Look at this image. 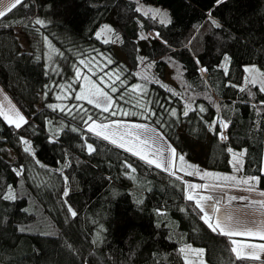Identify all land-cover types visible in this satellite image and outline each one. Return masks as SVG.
<instances>
[{"label":"trees","instance_id":"obj_1","mask_svg":"<svg viewBox=\"0 0 264 264\" xmlns=\"http://www.w3.org/2000/svg\"><path fill=\"white\" fill-rule=\"evenodd\" d=\"M3 13L0 88L26 123L16 128L0 115V264H184L185 245L203 249L206 264L259 263L236 260L229 238L209 229L186 199L185 182L198 179L169 176L87 127L147 124L177 157L217 173L231 170L229 147L247 149L240 175L259 177L264 191V93L243 83L247 66L264 74V0H21ZM105 22L114 41L97 37ZM101 57L109 63L100 73L116 76L104 89L131 111L126 117L75 99L79 61ZM140 66L151 67L152 78L136 91ZM167 70L174 85L164 81ZM83 109L93 116L88 125L72 118ZM10 193L15 201L3 199Z\"/></svg>","mask_w":264,"mask_h":264},{"label":"snow or ice","instance_id":"obj_2","mask_svg":"<svg viewBox=\"0 0 264 264\" xmlns=\"http://www.w3.org/2000/svg\"><path fill=\"white\" fill-rule=\"evenodd\" d=\"M21 0H17V3H20ZM27 7V5H25ZM137 11H140L139 8L136 9ZM4 13H0V16H3ZM163 22V21H162ZM44 21L40 19L35 20L36 25H44ZM213 24H215V21H213ZM216 27H219L218 24H215ZM97 36H99V33H97ZM39 59V58H37ZM225 61H227L229 58L225 56ZM80 64H85L86 61L80 60ZM202 71H207V69H202ZM245 71H249V69H245ZM47 74V73H46ZM81 75L80 70L76 69V77L79 78ZM86 79V77H85ZM103 80V78H100ZM253 86L257 83L256 79L253 78L249 81ZM137 87H140L137 85ZM94 89V91L92 90ZM112 91L115 92L116 88H112ZM241 91H244L243 88H241ZM260 91L264 92V82L261 83ZM59 98V97H57ZM76 100H84L86 99L88 104L94 105V107L101 108L102 112H109V109L112 107V99L111 97L104 91H102L100 88H96L95 85H90L89 90L82 89L80 94H78L75 97ZM49 108H51L53 111H56L57 106L53 104L48 105ZM63 111L64 109H60ZM200 111H203V108L200 109ZM189 109L186 107L183 111L184 116H188ZM0 115H4L5 120H8L9 123H14L15 127H20V122L26 123L23 116H19L17 113V116L19 117L18 121L10 118L8 115L0 113ZM111 115H116V112H111ZM177 113L175 111L171 112V116L175 117ZM72 118L74 120H80L85 125H88L89 121H93V116L91 113L87 111V109L78 110L77 113H72ZM106 120L107 117H104ZM159 123V121H158ZM215 123V122H213ZM227 123H225L222 126L223 128H227ZM72 131H77L76 127L72 128ZM87 131L89 133H92L95 135L98 139H102L104 141H108L110 144L114 145L118 149H123L124 151L130 153L132 156L138 157L139 160L143 161L147 165L154 166L156 169H160L163 172L168 173L169 176H173L174 172L172 169L175 167V161H176V151L174 148H171L168 146L164 141L163 137L160 136L156 130L147 125V124H124L121 122H111V123H96L93 121V123L87 127ZM217 136L219 139H226L224 136L223 130H221L219 133H217ZM27 143V142H25ZM87 150L89 154H91L95 149L93 148L92 144H87ZM25 152H30V147H25ZM229 153L233 154V160L230 161V163L233 164V168L235 171H240L241 169V162L240 158L243 157L247 149H244L240 151L239 153L234 152V150L229 147L227 149ZM179 159L183 161V156H180ZM125 169H130L131 172H135L136 169L132 167L131 164H129L127 161L124 162L122 165ZM21 169L20 171H22ZM20 171L17 172V175H20ZM209 173H204V176H208ZM177 180L180 179V177H176ZM230 179L229 177H225V180ZM231 179H235V177H232ZM259 177H248L243 180V183L248 184L250 181H258ZM65 182H67V177H65ZM206 188L208 186L206 185H196V184H189L187 185V194L186 199L188 201H194V206L196 209H199L200 213H203V216L201 219L203 222L208 226L209 229H211L213 232L219 231L220 235L231 237L234 235H238L240 233H237L233 229L227 226H222V223L218 220L217 222L213 223V218L215 217L216 213L219 212L218 207H216V204L212 205H206V201H211L214 198L212 196H203V195H197L196 189L198 188ZM213 187H216L215 185ZM68 191L65 189L63 192V196H67ZM261 195H264V193H261ZM5 200H12L15 201L17 197L14 194H9L3 197ZM235 199V197H233ZM142 202V201H140ZM218 203V201H217ZM207 208V210H206ZM183 211V209H181ZM68 212L71 214L72 217H75L77 213L71 209V207L68 208ZM211 213V214H210ZM226 222L227 218H223ZM23 231V229H21ZM248 235H251V233H247ZM97 240H99V236L96 237ZM260 239L264 240V234L260 236ZM230 243L232 245H236V240H231ZM190 249V246H187ZM252 251L250 253L243 254L241 251L238 250L237 247L233 246L231 247L230 251L232 253H235L236 260H249V261H260V264H264V260H261L260 253H264V244H261L259 246L251 245L250 246ZM185 251L184 248L180 249V252L183 253ZM198 254H201L203 252V249L195 250Z\"/></svg>","mask_w":264,"mask_h":264},{"label":"crops","instance_id":"obj_3","mask_svg":"<svg viewBox=\"0 0 264 264\" xmlns=\"http://www.w3.org/2000/svg\"><path fill=\"white\" fill-rule=\"evenodd\" d=\"M11 6L12 4L7 7L1 6L0 13H3L4 10L6 11ZM163 141L166 143L164 139ZM243 157L240 158L241 165ZM185 159L181 162V160L178 158L177 161L176 156L175 163L178 164V168L174 167L172 169L174 175L175 172L186 174L198 179V181L194 184L208 186L206 188L202 187L196 189V194L203 196L210 195L214 198L211 201L205 202L206 205L216 204V207L219 209V212L216 213L215 217L213 218V223L219 220L222 223V226L230 227L237 233H240L238 235L228 237L230 241L233 239L237 241V244H231V247H237L243 255L252 251L250 247L251 245L259 246L264 244V240L260 239V236L264 234V195H261V193H264V191L256 188V181H250L248 184L243 183V180L250 176L240 175V171H235L232 163L231 170L229 172L218 174L217 172L203 169L200 167L199 163L191 162ZM232 160L233 154L231 153V161ZM194 164L199 166V168L194 167ZM263 166L264 149L261 172L263 170ZM193 171L199 172L198 176H195ZM204 173H209V175L204 176ZM225 177H229L230 179L225 180ZM232 177H235V179H231ZM214 185L216 187H213ZM233 197H235V199H233ZM225 217L227 218L226 222L223 219ZM247 233H251V235H248ZM260 256L261 260H264V253H260ZM258 262V264H260V261Z\"/></svg>","mask_w":264,"mask_h":264},{"label":"rangeland","instance_id":"obj_4","mask_svg":"<svg viewBox=\"0 0 264 264\" xmlns=\"http://www.w3.org/2000/svg\"><path fill=\"white\" fill-rule=\"evenodd\" d=\"M16 2H17V0H0V7L1 6L2 7H7V6L11 5V4L13 5V3H16ZM5 3H6V5H5ZM150 13L154 14V12L152 10L150 11ZM97 33H99V36H97L98 39H100L103 42H110V41H114V39H115L114 31H113L111 25H109V23H107V22L104 23V25L98 30ZM19 40H20V43H21L22 47L24 49H26V44H25L22 36H20V35H19ZM114 54L116 55V57L118 59H120L121 61H124V56L117 50L116 46H115ZM108 63H109V60H108L107 57H101V58H96V59L90 60V61L86 60L85 64H81L82 68L81 69L79 68L81 75H80L79 78H77L79 80V91H78L77 95L80 94L82 89L89 90V86L90 85H95L96 88H100L102 91L106 92L104 88L108 87V86H111V82L114 81L115 78H116V76L113 73H111V72H109V73L108 72H103V75L100 73L106 67V65ZM246 68L249 69V71H247V72L245 71V77H244V80H243L244 85L251 84L249 81L251 79L255 78L256 81H257V83L255 85H257L260 88L261 87V83L264 82V74L256 66H247V67H245V69ZM151 72H152V68L151 67L140 66L139 69L137 70L139 81L135 84L133 89L136 90V91L142 90L145 87V83H144L145 79L148 80V79L152 78L151 77ZM169 74H170V72L167 70L164 81L166 83H168V84L174 85L170 81ZM92 75H96L98 77V79L94 80L92 78ZM85 77H86V79H85ZM101 77L103 78V80L100 79ZM137 85H139L140 87H137ZM92 90L94 91V89H92ZM81 101L87 102L86 99L81 100ZM99 109H101V108H99ZM113 111L116 112V115H111V112H113ZM0 113L6 114L10 118H12V119H14L16 121H18V119H19V117L17 116V113L19 114V116H23L18 111V109L15 107V105L10 100L8 95L1 90V88H0ZM130 113H131L130 110L119 108L112 101V107L109 109V115H111L113 117H126V115H129ZM1 116L5 120L4 115H1ZM24 120H25V118H24ZM5 121L8 124H11V125L15 126L14 123H9L8 120H5ZM116 121L124 123V124H128L129 123V125H131L130 122L126 123L124 121H119V120H116ZM116 121H112V122H116ZM109 123H111V122H109ZM23 124H24V122H20V127ZM20 127H18V128H20ZM25 142L26 141L23 142V149H25V147H28V143H25ZM85 147L87 149V145H85ZM234 152L239 153L240 151H234ZM6 158H7L8 161L13 162L17 158V154L13 153V152H10V151H7ZM178 158L179 157H177V161H178ZM184 159L185 158H183V161H184ZM175 167L178 168V164L175 163ZM194 167L199 168V166H197L196 164H194ZM197 171H193V174L195 176H198V174H199V172H197ZM224 173H226V172H224ZM224 173H218V174H224ZM262 174H264V166H263ZM182 175H186V174H182ZM194 183L195 182H193V183L185 182L186 193L188 191L187 185L194 184ZM187 246H190V245H185V246L182 247V248L185 249V251L182 253L183 254V259H184V264H206L203 252L201 254H198L195 251V250H198V249H201V248L190 246L191 250H189V248Z\"/></svg>","mask_w":264,"mask_h":264},{"label":"built area","instance_id":"obj_5","mask_svg":"<svg viewBox=\"0 0 264 264\" xmlns=\"http://www.w3.org/2000/svg\"><path fill=\"white\" fill-rule=\"evenodd\" d=\"M148 35H149L150 38H156V37H157V33L154 32V31H149V32H148ZM201 75H202L203 78H206V76H207L206 72H205V71H202V69H201ZM220 126H221L220 131L223 130L224 136L226 137L225 131H224V129H222V124H221ZM220 131H219V132H220ZM219 132H218V133H219ZM217 137H218V136H217ZM218 139H219V138H218ZM219 141H220V142H225L226 139H219Z\"/></svg>","mask_w":264,"mask_h":264}]
</instances>
